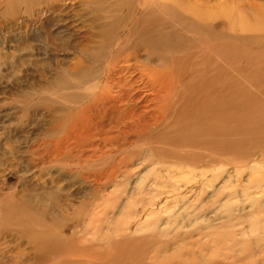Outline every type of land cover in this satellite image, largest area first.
I'll list each match as a JSON object with an SVG mask.
<instances>
[{"label": "rangeland", "instance_id": "rangeland-1", "mask_svg": "<svg viewBox=\"0 0 264 264\" xmlns=\"http://www.w3.org/2000/svg\"><path fill=\"white\" fill-rule=\"evenodd\" d=\"M19 1L0 0V264H55L70 259L97 263L103 249H87L86 242H97L101 235L93 228L82 234V228L75 227L76 218L91 227L106 223L112 228L118 223L127 236L140 224H156L171 232L169 239L177 237L176 231H181V237L192 232L191 241L211 243L213 238L205 237L211 225L220 228L225 219L230 220L228 213L233 218L250 213V204L243 197L231 201L229 212L224 207L228 195L240 194L250 169L227 183L225 179L233 176L234 169L227 163L193 167L152 153L166 147L153 141L162 124L158 122L155 131L148 117L159 115L164 108L143 83L150 81L149 70L162 73L163 63L148 47L135 45L133 40L128 41L129 48L127 45L119 55L115 53L124 46L122 37L130 25L145 11L168 6L188 17L176 1L220 12L228 9L227 19L219 15L211 22L229 35H258L252 9L264 0H146L145 4V0ZM97 6L102 7V17L96 21ZM117 19L124 22L113 28L105 43L94 39L99 26H110ZM198 42L197 49L185 45L163 57L170 62L200 55L204 41ZM95 47L102 52L93 50ZM240 48L251 54L255 45ZM89 53L99 56L91 59ZM76 65L94 71L91 79L75 76ZM127 66L135 68L127 76L137 81L134 96L140 102L116 104L108 100L105 73L111 67ZM140 70L147 75L140 76ZM139 111L144 113L136 116ZM173 149L175 153L184 150L170 151ZM258 168L260 172L252 177L263 174L264 167ZM49 189L56 191L59 202L54 204L47 196L41 206L32 208L19 199L30 196L37 203V197ZM257 189L248 188V192ZM230 221L233 227L216 231L232 229L239 236L248 231L243 240H250L258 234L253 230L256 224L264 227L260 220ZM73 232L77 234L74 240ZM61 240L71 242L69 249L62 248ZM39 243L53 244L55 252L45 255ZM158 246L155 242L144 244L135 258L150 262L159 254ZM124 260L117 264H126Z\"/></svg>", "mask_w": 264, "mask_h": 264}, {"label": "bare ground", "instance_id": "bare-ground-1", "mask_svg": "<svg viewBox=\"0 0 264 264\" xmlns=\"http://www.w3.org/2000/svg\"><path fill=\"white\" fill-rule=\"evenodd\" d=\"M145 3H147L146 0ZM176 4L189 16L186 17L175 7L168 6H162L157 11H145L130 25L127 33L122 37L124 46L120 44L122 48L120 47L115 53L119 55L127 49L125 47L127 45L129 48L128 41L133 40L135 45L144 44L148 47L149 53L154 57H159L163 63L161 65L164 69L162 73L149 70L150 81L143 83L150 87L154 100L162 105V109L164 108L159 115L152 114L148 117V122H152L154 130L158 126V122L162 124L160 129H156L159 131L154 133L153 141L166 147L152 150V153L158 155L157 157L174 159L173 161L177 163L193 167H200V165L213 167L217 163H227L234 168L233 176L229 174L225 179L227 183L232 182V177L239 178L245 169H250L249 176L245 180L246 184L242 186L240 194L234 192L228 195L224 207L229 212L233 205L231 201H237L243 197L244 201L250 204V213L238 214L234 216L235 218H233V214L228 213V218L237 221L258 220L259 222L260 220L264 222V172L256 177L251 176V174L260 172L258 167H264V47L262 45L264 44V4L252 9L260 34L247 38L224 33L219 25L211 22L219 15L227 19L228 9L224 8L220 12V10L204 9L194 3L183 5L176 1ZM95 8L94 14L97 21V18L102 17V7ZM169 20L177 24L171 26L168 23ZM123 22L124 19H117L110 26H99L95 35L93 34L94 39H97L100 44L105 43L113 28ZM228 22L231 23V21ZM240 26L246 30L241 19ZM92 30L94 31V29ZM201 40L204 41V46L200 55L193 54L184 61L172 59L170 62H166V58L163 57L166 53L179 51L185 45L197 49L200 47L198 41ZM248 45H255L251 54L240 48ZM93 50L102 52L103 49L95 47ZM87 56L94 59L99 55L98 53H89ZM195 57L196 59L192 60ZM190 60L193 61V67H191ZM113 67L105 73L103 84L108 90L107 96L110 97L108 100H113L116 104L140 102L139 97L134 96V83L137 81L127 76L133 74L135 68L127 66L114 68V70ZM75 72V76L85 80L91 79L94 74V71L82 65H76ZM147 73L140 70L139 75L145 77ZM143 113V111H139L136 116ZM178 147L184 150L181 151ZM172 148H177L178 153H175L174 149L171 152ZM116 175H114L115 178ZM95 182L98 183V180L95 179ZM253 187L258 189L248 192V188ZM55 192L51 189L43 191L37 197V203H34L30 196L19 197V199L32 208L37 205L41 206L47 196L55 204V202H59ZM76 220L78 223L75 227L78 229L81 227L82 234L93 228L95 233L101 235L97 242H86L87 249H92L93 246L103 249L99 257H96L97 263L95 264H117L120 259H125L126 264H264V227L257 224L253 230L254 232L258 231V234L250 240H243L248 231L241 232L240 236L232 229L216 231L220 228L234 226V223L232 224L229 219H225L220 228H214V225H211V229L205 237L213 239L211 243H207L200 240L191 241L195 235L192 232L181 237V231H176L174 235L177 237L169 239L171 232L159 229L156 224H140L134 228L132 235L127 236L118 223L114 224L112 228H108L106 223L91 227L80 218H76ZM95 233L93 232V234ZM199 233L201 232H196V234ZM76 235L73 232L71 238L74 240ZM237 236L240 239H237ZM154 242L159 244L157 250L159 254L149 259L150 262L135 258L141 246L152 245ZM61 244L62 248H68L71 242L69 244L68 241L61 240ZM39 245L42 246L45 255L51 256L52 251L55 250L53 244L39 243ZM106 248L109 249L106 250ZM256 253L261 255L257 256ZM55 264L89 263L70 259L64 262L58 261Z\"/></svg>", "mask_w": 264, "mask_h": 264}]
</instances>
